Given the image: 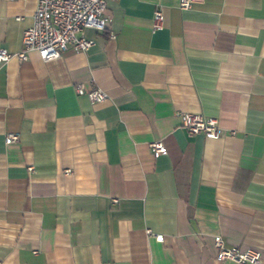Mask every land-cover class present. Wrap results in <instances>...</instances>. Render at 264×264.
I'll return each instance as SVG.
<instances>
[{
    "label": "crops",
    "instance_id": "obj_1",
    "mask_svg": "<svg viewBox=\"0 0 264 264\" xmlns=\"http://www.w3.org/2000/svg\"><path fill=\"white\" fill-rule=\"evenodd\" d=\"M179 1H110L88 51L0 67V264H240L218 236L264 264V0ZM37 3L0 0V49L22 50Z\"/></svg>",
    "mask_w": 264,
    "mask_h": 264
},
{
    "label": "built area",
    "instance_id": "obj_2",
    "mask_svg": "<svg viewBox=\"0 0 264 264\" xmlns=\"http://www.w3.org/2000/svg\"><path fill=\"white\" fill-rule=\"evenodd\" d=\"M113 0H38L34 14V22L23 34V47L19 52H10L6 48L0 49V67L13 60H28L31 51H37L44 61L57 59L69 49L88 51L95 45L94 39L81 35L85 28L105 30L109 18L105 12L108 3ZM202 0H180L181 9H190L193 4ZM154 29L161 30L165 25V14L162 9L156 10L153 18ZM79 95H87L92 103H101L108 100L107 92L100 88L87 90L84 84L76 86ZM180 118L183 127L190 135L202 134L207 138L222 139L225 130L219 120L206 117L199 113L181 112ZM19 140V134L10 133L6 143L11 144ZM156 157L168 152L164 141L155 140L149 144ZM33 170V168H30ZM163 240V235L157 236ZM218 250L217 259L231 260L240 264H258L262 259V252L255 248H241L227 246L225 240L218 236L215 240Z\"/></svg>",
    "mask_w": 264,
    "mask_h": 264
}]
</instances>
